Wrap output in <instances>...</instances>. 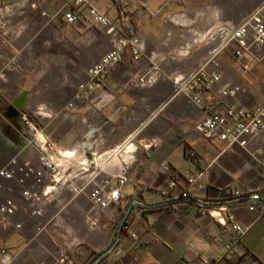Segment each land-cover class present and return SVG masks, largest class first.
Instances as JSON below:
<instances>
[{
  "label": "crops",
  "instance_id": "1",
  "mask_svg": "<svg viewBox=\"0 0 264 264\" xmlns=\"http://www.w3.org/2000/svg\"><path fill=\"white\" fill-rule=\"evenodd\" d=\"M74 1L0 0L5 18V30H0V170L17 152L21 161L39 166L38 151L26 144L28 134L21 121V115L34 107L38 93L24 89L23 74L34 71L36 78L40 73L38 59L42 58L50 70L80 75L85 84L86 68L112 47L109 36L99 26L82 22L63 27L51 19L58 7H70ZM86 1L114 23L118 21L119 7L128 13L141 33L144 51L136 62L127 54L111 66L102 88L80 90V81L73 83V97L81 91L84 100L76 102L74 110L57 113L50 109L47 118L41 119L43 134L58 148L79 146L78 155L95 156V161L88 159L89 172L81 173L80 166H74L78 175L58 196L64 192L80 195L86 189L89 192L85 186L92 172L99 173V181L124 168L132 181L124 186L120 205L105 211L112 219L117 210L121 221L126 207L135 200L162 204L188 191L192 199L210 205L228 198L227 186L250 191L264 189V154H256L257 149H264V134L247 148L200 138L194 126L204 114L183 93H177L172 81L174 76L197 70L209 57L215 47L209 40L211 33L227 24H240L250 12L264 5V0H121V6L113 0ZM102 33L109 44L107 49L103 48ZM33 44L37 45L36 51ZM218 60L223 81L237 82L247 89L248 94L239 96V101L245 105L264 102L260 88L264 64L251 62L249 69L244 70L241 61L229 52L222 53ZM151 65L159 67L160 81L150 88L133 87L131 80ZM21 97L19 114L8 118V108ZM204 101L212 112H221L232 102L218 100L211 94H204ZM91 129L94 133L85 152L82 141ZM129 139L137 144L131 159L130 154L119 152ZM151 139H157L158 145L144 147ZM190 151L196 154V161L188 157ZM190 178L193 182L189 184ZM29 185L30 182L21 186L1 181L0 203L11 197L23 206L20 193ZM76 188L80 190L77 192ZM226 201L236 220L248 228L235 255L226 256L229 228L220 226L206 209L198 212L196 205L185 202L169 210H162L166 207L162 206L131 211L126 220L129 231L121 234L116 251L107 256L104 264H249L252 260L264 264V216L248 212L243 201ZM18 216L26 220H18ZM19 221L23 223L21 231L13 226L0 228V247L12 253L13 264H44L47 258L42 245L31 239L34 220L21 210L12 223ZM129 232L139 235L141 249L131 248ZM92 243L96 252L110 245L109 241ZM241 252L245 256H238ZM55 257L47 264H55ZM81 262L73 258L74 264Z\"/></svg>",
  "mask_w": 264,
  "mask_h": 264
},
{
  "label": "built area",
  "instance_id": "2",
  "mask_svg": "<svg viewBox=\"0 0 264 264\" xmlns=\"http://www.w3.org/2000/svg\"><path fill=\"white\" fill-rule=\"evenodd\" d=\"M113 1L121 6V0ZM50 17L63 27L89 22L101 27L109 36L111 49L86 68V82L79 85L80 90L104 87L111 66L120 63L127 54L134 62L139 60L143 54L144 44L141 40V33L133 24L129 14L121 7H119L116 23L86 0H75L70 7L62 5ZM209 40L215 43V47L202 65L188 74L174 76L172 81L177 86V93H183L198 105L204 114L203 120L194 126V132L200 138L208 142H222L227 146L240 145L247 148L264 134V102L245 105L239 101V96L247 95L248 91L240 83L223 81L222 68L218 58L222 53L229 52L234 59L241 61V67L244 70L249 69L251 62L264 64V5L250 12L240 24H227L214 31L209 35ZM0 78H3V74H0ZM160 79L159 67L151 65L145 72L136 75L131 80V84L135 88H150L155 86ZM260 88L264 91V82L260 83ZM204 94H211L218 100L230 99L232 102L223 111L212 112L208 103L204 101ZM74 100L67 104L66 109L74 110L76 102L84 100L83 93L77 92ZM43 110L44 108H40L33 114L34 119L26 113L21 115V121L28 134L26 144L38 151L39 166H34L30 161H21L20 152H17L0 170V188L1 181L16 182L21 186H26L30 182V185L24 187L20 193L23 206H20L11 197L0 203V228L13 226L16 231L23 230V223H12V219L19 211L26 210L28 216L34 220L31 239L47 232V226L51 219L47 222H41L39 219L44 215L48 205L57 198L63 187L69 186L73 177L78 175L73 171L74 166L79 165L81 173L89 172L88 159L95 161L93 153L88 156L83 154V157L78 155L79 146L60 149L48 139L43 134L42 126L38 121L39 117L45 116L41 112ZM158 143L157 139H151L144 147L151 148ZM129 148L132 151L127 152ZM136 150L137 144L133 139H129L119 148V152L130 154L129 159ZM256 154H264V149H257ZM188 157L193 161L197 160L196 154L192 151L188 153ZM98 175L99 173L92 172V178L85 186V188H90L88 198L95 215L105 212L111 207L119 206L123 200L124 186L132 181L124 168L99 181L96 180ZM113 180L115 183H112ZM192 182L193 178L188 179L189 184ZM8 191L12 192V188L9 187ZM225 191L228 198L223 200L231 198L243 200L248 212H254L259 217L264 216V189L250 191L243 187L227 186ZM186 193L188 191H184L181 195L186 197ZM207 213L220 226L229 228L230 241L226 245V256L235 255L236 247L240 244L248 228L236 220L233 212L225 204L211 207ZM95 218L94 216L90 219L92 225L96 222ZM129 235L131 248L141 249L143 244L139 235L135 232H129ZM58 252L54 259L55 264H72L69 253ZM120 252L122 251L120 250ZM237 254L245 256L243 252ZM106 258L107 256L102 260L97 258L92 264H104ZM13 262L12 253L7 248L0 247V264H13ZM250 264L260 263L252 260Z\"/></svg>",
  "mask_w": 264,
  "mask_h": 264
},
{
  "label": "rangeland",
  "instance_id": "3",
  "mask_svg": "<svg viewBox=\"0 0 264 264\" xmlns=\"http://www.w3.org/2000/svg\"><path fill=\"white\" fill-rule=\"evenodd\" d=\"M170 18L173 19L174 17L171 16ZM1 29L5 30V18L0 8V30ZM102 35L104 39L103 48L107 49L109 44L106 43L105 34L102 33ZM30 46L31 45H29V47ZM36 46V44L32 45L35 51ZM42 49L47 50L46 47H43ZM39 50H41V48H39ZM38 62L40 73L36 78L32 75L34 71H29L28 73L23 74V77L26 80L24 89L33 91L36 94L38 93L37 99H34V107L32 106V108L26 111V114L33 119L34 112H37L40 108H44L41 112L44 113L45 116H48V110L50 109L56 110L57 113L64 111L68 102L74 98L73 95L75 90L72 87L73 83L80 81L81 84L80 75L61 74V70L59 69L54 72L48 67L46 59L39 58ZM27 66L28 65L26 64L24 65V67ZM262 82H264V76H262L260 80V83ZM33 108L35 110L32 113L31 109ZM45 116L39 117L40 120L38 121L40 126L43 125L41 119L47 118ZM76 189L77 192L80 190L79 188ZM209 209L210 208L206 209V212ZM94 216L96 217V222L92 225L90 219ZM21 219L26 220L22 216H18V220ZM50 219L51 221L47 226V232L36 237L34 240V242H39L40 245H42L41 249L45 251V257L47 259H44V264L49 263L50 258H54V256L59 253L58 251L69 253L72 258V264H74L73 258H75L77 262L84 260L78 264H85L88 259H90V251L92 250L91 244H93L92 241H95L96 243L109 241L110 245L105 248V250L99 251L98 253L100 254L108 250L116 241V246L111 250L113 252L117 249L121 234H124L129 230L127 224L121 226L120 216L117 217V210L112 219L109 218L105 212H100L95 215L89 202L88 189L84 190L80 195L64 192L55 198V200L48 205L44 215L39 221L47 222ZM29 224L31 227V223H28V225ZM32 225L34 224L32 223ZM120 228L123 229L122 232L120 231ZM118 233L119 235L117 236ZM27 249H29V247ZM109 252L102 257L99 255L97 258L102 260L109 255Z\"/></svg>",
  "mask_w": 264,
  "mask_h": 264
},
{
  "label": "trees",
  "instance_id": "4",
  "mask_svg": "<svg viewBox=\"0 0 264 264\" xmlns=\"http://www.w3.org/2000/svg\"><path fill=\"white\" fill-rule=\"evenodd\" d=\"M228 200H233V198L228 199ZM240 201H243V200H240ZM185 202H189L190 204L196 205V209L197 210H203V208L204 209H208V208H211V207H214V206H218V205H221V204H225L227 206L229 205L226 200H217V201L213 202L210 205H205V204H202L199 201H196L195 199H192L189 196L188 193H186V197H183L182 195H180V198L174 199L172 201H169V202H166V203H162V204L148 205V204H145L141 200H137V201L135 200V201H132L126 207V213L123 214L122 219L120 221L121 222V226L127 224L126 220H127L128 216L130 215L131 211H133L135 209H142V208H145V207H150V208L160 207L161 208L162 206H166V207H163L164 209H173V207L179 205V203H185ZM243 202L245 203V201H243ZM164 209H162V210H164ZM120 231L122 232L123 229L120 228ZM99 255H100V253L91 250L90 251V256H89L90 259H88V261L85 264H92Z\"/></svg>",
  "mask_w": 264,
  "mask_h": 264
},
{
  "label": "water",
  "instance_id": "5",
  "mask_svg": "<svg viewBox=\"0 0 264 264\" xmlns=\"http://www.w3.org/2000/svg\"><path fill=\"white\" fill-rule=\"evenodd\" d=\"M24 97V96H23ZM23 97H21L17 102H14L9 108H8V112H7V117L8 118H15L18 114H19V111L21 109V102H22V99ZM94 133V130L91 129L89 130L85 136H84V139L82 141V149L86 152L87 150V141L88 139L92 136V134ZM92 162V160H91ZM117 242L115 241L113 243V245L106 251L102 252L100 254V257L104 256L107 252L111 251L115 246H116Z\"/></svg>",
  "mask_w": 264,
  "mask_h": 264
},
{
  "label": "bare ground",
  "instance_id": "6",
  "mask_svg": "<svg viewBox=\"0 0 264 264\" xmlns=\"http://www.w3.org/2000/svg\"><path fill=\"white\" fill-rule=\"evenodd\" d=\"M130 151H132L131 148H129V149L127 150V152H130Z\"/></svg>",
  "mask_w": 264,
  "mask_h": 264
}]
</instances>
